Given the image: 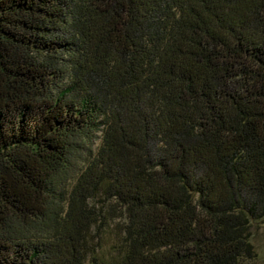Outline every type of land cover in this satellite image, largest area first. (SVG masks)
<instances>
[{
	"label": "trees",
	"instance_id": "16d2710c",
	"mask_svg": "<svg viewBox=\"0 0 264 264\" xmlns=\"http://www.w3.org/2000/svg\"><path fill=\"white\" fill-rule=\"evenodd\" d=\"M263 215L264 0H0V264H251Z\"/></svg>",
	"mask_w": 264,
	"mask_h": 264
},
{
	"label": "rangeland",
	"instance_id": "374dc122",
	"mask_svg": "<svg viewBox=\"0 0 264 264\" xmlns=\"http://www.w3.org/2000/svg\"><path fill=\"white\" fill-rule=\"evenodd\" d=\"M98 141H96L97 144ZM250 242L253 245L254 255L250 260L251 264H264V215L258 219L251 221L250 226ZM111 243L110 233L105 239L104 250L108 251V246Z\"/></svg>",
	"mask_w": 264,
	"mask_h": 264
}]
</instances>
